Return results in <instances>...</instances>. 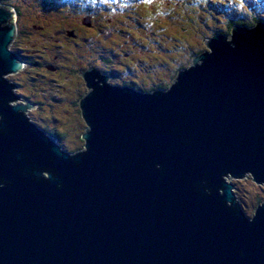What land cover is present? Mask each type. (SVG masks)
Returning a JSON list of instances; mask_svg holds the SVG:
<instances>
[{
    "label": "water",
    "instance_id": "95a60500",
    "mask_svg": "<svg viewBox=\"0 0 264 264\" xmlns=\"http://www.w3.org/2000/svg\"><path fill=\"white\" fill-rule=\"evenodd\" d=\"M13 17L0 7V264H264V203L248 218L224 181L264 184L263 24L211 36L160 92L88 69L68 154L11 105Z\"/></svg>",
    "mask_w": 264,
    "mask_h": 264
},
{
    "label": "rangeland",
    "instance_id": "374dc122",
    "mask_svg": "<svg viewBox=\"0 0 264 264\" xmlns=\"http://www.w3.org/2000/svg\"><path fill=\"white\" fill-rule=\"evenodd\" d=\"M40 1L8 0L4 5L0 4V6L12 10L14 15V19L10 22L15 25L17 38L15 39L14 36L9 47L10 52L13 53L12 49L19 50L20 54L37 57V59H33L39 60L38 55L40 56L46 51L45 60L49 62L47 64L39 60L42 66L46 67H42L41 70L39 69L40 71H33L30 67L19 70L15 74H8L5 78L16 86L13 93L20 100L14 101L11 105L23 106L24 103L35 105L34 109L25 110V118L36 126L37 124L42 126L40 120L47 119V122L43 123L49 130H55V133L65 135L57 140V143L68 154H74L84 149L81 135L87 127L79 115L80 110L79 113L77 111V98L81 97L80 93L84 96L88 92L84 83L81 84L83 81L78 73H83L84 69L92 66L100 73H106L105 75L110 77V84L128 83L137 90H146L147 92L154 86L152 81H160L162 84L154 88L167 89L178 71L176 69L181 67L185 69L187 65H190L188 62L190 53L195 48L204 50L206 48L204 43L211 36L221 34L229 39L233 27L253 28L256 26L252 24L253 21L264 22V0H231L227 5H225V0H216L210 3L207 0H135V3H132L133 0L132 4L126 5L130 9L126 12L129 16L126 29L133 42V49L138 52L137 56L141 59L140 63L135 61L134 67L138 65V68L134 69V67L125 68L116 46L104 42L98 44L97 42L103 38L104 34L112 36L111 32L115 26L123 28V23L120 20L108 16L109 5L115 6L118 1H115V4L107 1V4L101 5L106 7V11L104 14L98 13V17H95L97 14L94 11L89 12L95 17L93 20L90 18L94 29L92 24L86 26L79 20L81 17L77 15V12L80 7L76 12L66 11L62 16L59 11H56L57 4L53 6L49 3L38 5L40 10L37 11V7L34 5ZM48 1L56 2V0ZM95 1L102 3L103 0ZM157 5L164 7L162 8L163 13L161 15L155 13L156 16L152 21V16H148L151 14L146 10L154 11ZM190 6H195L194 13H188ZM141 7L145 14L135 11ZM214 17L216 18L215 22L213 21ZM223 17L232 19L225 20ZM198 20L202 22V24L199 23V26L197 25ZM146 24L148 26L144 30L145 35L136 36L137 33L142 34V29ZM98 25H103L106 32L99 34ZM52 26L56 27L53 29ZM196 26L198 29L195 28ZM49 27L53 29L52 32L49 35H42L41 33ZM25 28L31 34L29 40L26 39ZM58 28L59 30L56 31ZM67 31H72L74 36H67ZM189 34H193L195 40L199 39V44L196 47L192 46V41L189 42L191 44L184 43L182 36ZM89 37H92L91 40ZM86 39L88 41H85ZM89 43L95 45L89 49ZM45 45L50 49H45ZM122 47L124 46L120 48ZM13 54L15 55V53ZM72 57L75 59L70 60ZM163 65L166 67L163 68ZM228 176L225 177V182L233 186L232 195L239 211L248 218H252L256 208L261 207V204L264 203V185L255 183L249 174L244 175L241 179Z\"/></svg>",
    "mask_w": 264,
    "mask_h": 264
},
{
    "label": "trees",
    "instance_id": "16d2710c",
    "mask_svg": "<svg viewBox=\"0 0 264 264\" xmlns=\"http://www.w3.org/2000/svg\"><path fill=\"white\" fill-rule=\"evenodd\" d=\"M107 1L112 2V3H114L115 1H118V4L114 3L115 6H113L111 4L109 5L110 13H109L108 16H113L112 19L116 18V19L120 20L123 23V28L120 29L119 26H115L114 30L111 32V33H113L112 36H111V34H104V35H102L103 38L99 39L97 42H98V44H103V42H104L106 44H110V45L116 46L117 49H119V52H120L119 55H121V57H122L121 59H122V61L124 63L125 68L134 67L136 65L135 61H137V63H140L141 59H140L139 56H137L138 52L133 49V42L130 39V35L127 32V29H126L127 20L129 18V16L126 14V12L130 10V9H128V7L126 5L130 4L133 0H103L102 3H96L95 0H83V2H82V0H56V2L55 1H48V0H41L40 2L37 3V5H34V6L37 7V11H38V10H40L38 8V5H42V4L44 5V3H46V4L49 3L51 6H53V5L57 4L56 8H58V9L56 11H59L60 15H62V16L65 15L66 11H75L76 12V10L80 7V10H79V12H77V15H79L81 17V18H79V20L81 21L84 17H88L90 15L89 14L90 11H94V13L97 14L95 17H98L100 13L104 14V12L106 11V7H102L101 5L107 4L106 3ZM207 1H209L208 3L215 2V0H207ZM6 2H8V0H0V4L4 5ZM230 2H231V0H225V5H227V3H230ZM132 3H135V0ZM158 5H157V8L154 9V11L153 10H146L148 13L151 14V15H148V16H152V18H151L152 21H153V19L156 16L155 13H158L159 15H161L163 13L162 8H164V7L163 6H158ZM14 8H15V5H14ZM194 8H195V6H193V7L190 6L189 10H188V13L189 12L194 13ZM88 9H90V10H88ZM135 11L137 13H139V14H145V11L142 9V7L139 8V9H135ZM17 12H19V11H17ZM21 13L23 15H26L24 12H21ZM180 15L182 16V13H180ZM82 16H83V18H82ZM90 17H91L92 20L95 18L92 15H90ZM112 19H109V20L111 21ZM200 22L201 21L198 20V22H197L198 26H199ZM255 23H256V21H253L252 24H255ZM91 24H92V28L94 29V24L93 23H91ZM147 26L148 25L146 24L145 27L142 29V34H138L137 33L136 36H140L141 37V36L145 35L144 30H145V28ZM54 27H56V26H52L51 28L54 29ZM51 28L50 27L47 28L45 30V32H42L41 34L42 35H49L52 32V30H53ZM97 28H98V33L99 34H101L102 32H106V28L103 25H101V26L98 25ZM195 28L198 29L197 26ZM24 30H26V28ZM58 30H59V28L56 31H58ZM114 31H116L115 35H114ZM24 33H25V36L27 37L26 39L29 40L31 38L30 32H28V30H26ZM68 33H72V36H74V33L72 31H67V33H66L67 36H68ZM146 33H148V32H146ZM193 34H195V33H193ZM193 34L182 36V38H183V41H184L185 44H191L189 42L192 41V46L196 47L197 44H199V39L195 40V37L192 36ZM16 38L17 37L15 35V39ZM91 38L89 37L90 40H91ZM85 41H88V39H86ZM94 43L96 44L95 40H94ZM95 44L89 43L88 44L89 45L88 46L89 49L91 48L92 45H95ZM121 46H124V47L120 48ZM204 46H205V43H204ZM46 47L47 46L45 45V49H47V50L50 49L49 47H47V48ZM12 51H13V53H15V55L19 56L18 58L25 65L24 70L27 69V68H30V67H31V69H33V71H38L39 69L41 70L42 67H44V66H42V64L39 62V60H41L42 63L43 62L44 63L46 62L47 64L49 63L47 60H45V54H47V53H45L46 51L43 54H41L40 56L38 55L39 60H34V59H37V57H32V56L28 57V56L22 55V54L19 53L20 52L19 50L15 51L14 49H12ZM202 52H205V49L204 50H199V49L195 48V50L190 53V60H188V62L191 61V58L193 56L198 55V54H200ZM73 59H75V58L72 57L70 60H73ZM50 67H52V66H50ZM164 67H166V66L163 65V68ZM44 68H46V67H44ZM136 68H138V65H137V67H134V69H136ZM150 71H152V69H150ZM82 81H83V79H82ZM83 83H84V81L81 82V84H83ZM151 83H154V85H159V84L161 85L162 84L160 81L159 82L152 81ZM82 95L83 94L80 93L81 97L77 98V101H76L78 113H79L78 103H79L80 99H82V97H83ZM40 121H41L40 124L42 126H40L38 124L36 126L33 122L32 123L35 125V127H37V128L40 127L39 129H41V131H45L50 137H52L54 139H59L62 136H65L62 133H60V134L55 133L56 132L55 130H49L47 128L46 124L43 123V122H47V119L40 120ZM79 137H80V135H79Z\"/></svg>",
    "mask_w": 264,
    "mask_h": 264
},
{
    "label": "bare ground",
    "instance_id": "6f19581e",
    "mask_svg": "<svg viewBox=\"0 0 264 264\" xmlns=\"http://www.w3.org/2000/svg\"><path fill=\"white\" fill-rule=\"evenodd\" d=\"M179 67V65L177 66V68ZM61 68V67H60ZM190 68V65H187V67H186V69H189ZM88 69H92V70H94V71H97L98 72V74L100 75V76H102V77H106L107 78V81H106V84L109 86V87H116V88H122V87H126V88H128V87H130V88H132V90L135 92V93H137V94H139V93H149V94H151V93H153V92H155V90H157V91H159L160 92V90L161 91H163V90H166V89H160V88H154L155 86H157V85H154V86H152L153 88L152 89H150V91H147L146 92V90H137V89H135V88H133L132 86H131V84H128V83H115V84H110V77L109 76H107V75H105L106 73H100L99 72V70L98 69H96L95 67H92V66H89L88 68H86V69H84L85 71H83V73L84 72H86ZM180 69H182V67L181 68H179V69H176V70H178L177 72H176V75H177V73L179 72V71H181ZM53 70V69H52ZM52 72H54V71H52ZM78 74H82V73H78ZM176 75H175V77H176ZM81 77V76H80ZM175 77H174V79L172 80V82L169 84V86L168 87H170L171 85H173V84H175L176 83V79H175ZM166 83V82H165ZM164 83V84H165ZM125 84H127V85H125ZM154 84V83H153ZM160 85V84H159ZM167 87V88H168ZM87 89V88H86ZM90 92V91H89ZM89 94V93H88ZM86 95V94H85ZM84 95V96H85ZM83 96V97H84ZM82 97V98H83ZM80 114H81V112H80ZM81 118L83 119V117L81 116ZM84 120V119H83ZM34 125V124H33ZM86 126H87V124H86ZM89 130V127L87 126L86 127V131H88ZM79 152H85V146H84V149L83 150H81V151H78V153ZM229 178H232L230 175L228 176ZM242 178V177H241ZM241 178H239V179H241ZM263 184V183H262ZM264 185V184H263Z\"/></svg>",
    "mask_w": 264,
    "mask_h": 264
},
{
    "label": "clouds",
    "instance_id": "9594fccd",
    "mask_svg": "<svg viewBox=\"0 0 264 264\" xmlns=\"http://www.w3.org/2000/svg\"><path fill=\"white\" fill-rule=\"evenodd\" d=\"M22 70V69H21ZM81 79H83L82 77H81ZM84 81V80H83ZM85 85V84H84ZM14 94V93H13ZM15 96V95H14ZM39 129V128H38ZM39 130H41V129H39ZM44 133H45V135L46 136H48V137H50L45 131H43ZM51 138V137H50ZM60 139V138H59ZM59 139H55L56 140V143H57V140H59ZM58 144V143H57ZM59 145V144H58ZM60 146V145H59ZM65 152V151H64ZM225 178V177H224ZM228 184H230V183H228Z\"/></svg>",
    "mask_w": 264,
    "mask_h": 264
},
{
    "label": "flooded vegetation",
    "instance_id": "af4514ba",
    "mask_svg": "<svg viewBox=\"0 0 264 264\" xmlns=\"http://www.w3.org/2000/svg\"><path fill=\"white\" fill-rule=\"evenodd\" d=\"M20 60V59H19ZM48 68V67H47ZM52 68V67H51ZM53 69L54 70H56V68L55 67H53ZM11 83V82H10ZM11 84H13V83H11ZM14 85V84H13ZM125 85H127V84H125ZM14 89H16V86L14 85ZM15 95V100H17L18 101V96L16 95V94H14Z\"/></svg>",
    "mask_w": 264,
    "mask_h": 264
}]
</instances>
